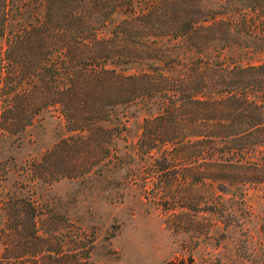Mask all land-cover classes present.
<instances>
[{
    "label": "trees",
    "instance_id": "16d2710c",
    "mask_svg": "<svg viewBox=\"0 0 264 264\" xmlns=\"http://www.w3.org/2000/svg\"><path fill=\"white\" fill-rule=\"evenodd\" d=\"M233 47L263 61L228 64ZM135 104L156 109L142 153L190 158L184 178L221 192L264 185V0H0V137L49 109L71 133L34 177L89 175L110 157L102 124ZM45 215L32 199L1 202L0 264H94Z\"/></svg>",
    "mask_w": 264,
    "mask_h": 264
},
{
    "label": "rangeland",
    "instance_id": "374dc122",
    "mask_svg": "<svg viewBox=\"0 0 264 264\" xmlns=\"http://www.w3.org/2000/svg\"><path fill=\"white\" fill-rule=\"evenodd\" d=\"M223 58L263 61L238 47ZM155 113L144 104L116 110L102 124L114 132L110 157L89 175L48 182L29 167L71 133L58 111H43L21 138L0 137V205L13 195L32 199L44 218L59 220L69 251L84 239L94 264H264V185L221 192L184 178L190 158L142 153L144 121Z\"/></svg>",
    "mask_w": 264,
    "mask_h": 264
}]
</instances>
